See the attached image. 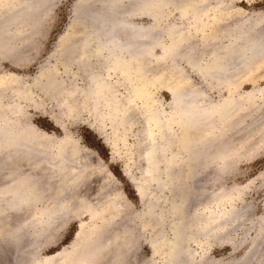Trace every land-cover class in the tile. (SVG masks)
<instances>
[{"label": "rangeland", "instance_id": "1", "mask_svg": "<svg viewBox=\"0 0 264 264\" xmlns=\"http://www.w3.org/2000/svg\"><path fill=\"white\" fill-rule=\"evenodd\" d=\"M5 1L0 0L1 3ZM24 1L26 5L34 3L32 19L28 21L26 13L18 12L17 1L11 0V12L14 14L11 13V21L8 24L6 20L4 23L0 20V105L2 103L3 108H11V119L27 123L37 130L31 136L34 146L41 139H45L48 140L47 145L70 143L90 154L92 172L89 183L108 191L100 196L104 200H94L93 205L100 211L105 206L104 203L109 202L116 195V191L119 192L117 199L113 198V203L118 205L119 213L127 220L124 217L114 219L112 216L113 222L116 220V231L121 228L140 238L132 251L134 263L143 264L149 259L159 261L158 257H151L147 241L150 237V204H153L152 209L156 215L164 214L169 200L172 199L176 205L182 202V193L186 189L187 199L184 205L194 210L192 217L196 225L201 224V215L206 213L237 210L235 219L228 220L220 232L203 235L199 228L196 231L194 229V236L186 246L187 259L193 262L202 261L201 264H264V224L260 221L264 218V50L251 60L250 65L240 66L242 63L237 61L235 63H239L236 65L238 67L234 64L236 69H229L230 75L238 70V75L235 73L238 81L233 79V83H237L234 86L211 82L200 73L202 65L209 60L212 52L217 48L220 51V47L222 49L230 43L229 33L234 27L242 30L248 25L246 22L253 21L264 33V0H204L202 5L205 9L201 14L195 15L184 9L185 5L181 3L179 4L182 9L178 8V1L173 2L176 6L164 7L160 11L162 17L157 25L160 33H155L156 29L154 30L161 44L153 47L152 58L162 56L163 45L169 41L166 28L173 26L181 36H190L185 41L187 48L182 51H194L192 55L195 54L197 61L195 68L191 67L183 52L175 56L173 61L166 58L158 63L145 60L150 71L141 87L143 96H136V80L119 83L121 80L118 74L109 69L104 70L98 63L99 59L91 57L90 62L93 65L98 63V66L94 65V69L98 67L100 76L108 84L115 86L114 97H109L105 102L93 97L87 98L88 79L78 62L73 60V47L69 45V38L72 35L75 37L74 33L77 35L81 28L73 17L74 11L82 7V0H45L42 3L38 0ZM99 5L97 0L89 2V8L92 9H97ZM119 5H125V1L121 0ZM129 18L134 24L146 26L151 23L150 15L144 13H133ZM214 19H219V23L213 24ZM212 25L219 26L221 32L218 31L219 27L216 32V27L213 28ZM2 30L6 31L2 33ZM71 31L74 33L71 34ZM213 31L217 33L218 39L209 43L210 45L203 42L202 36L207 32L215 33ZM61 36L63 40L60 39ZM244 67L247 68L244 70ZM174 69L181 73L180 78L175 81L184 82L183 86L186 88L197 89L201 93V102L215 104L235 97L238 101L236 123L233 125L236 128L231 126L232 130L229 127V137V131L226 134L230 138L235 131L234 139H227L225 135L223 137L224 143L231 146L230 155L223 161H216L215 167L210 164L199 169L191 181L186 179V166L181 160L159 162L149 155L156 146L164 156L169 155V148L171 151L176 150L174 141L178 137L179 129L169 120L170 93L161 84L164 80L168 82L170 71ZM155 74L163 80H155ZM46 87H51L52 90ZM17 91H25L27 99ZM124 107L127 108L126 117L122 114ZM152 111L159 114V126L150 120ZM39 136L43 138H38ZM168 142L171 143L169 148ZM45 149L46 152L41 155L49 157L53 154L52 146L51 150L48 147H43L42 150ZM20 153L23 155V152ZM33 153L34 151L27 153L25 157L28 159L23 157L26 161H22L26 164L18 159L19 170L30 164ZM8 166L11 164H5L6 168ZM16 168L14 165L7 168L13 171L11 178L14 172L16 174ZM5 172L0 170V184L4 179L7 182L8 177L4 178L5 175L1 174ZM24 207L20 206L16 211L10 209L6 219L0 214V264H11V260L16 259L11 249L10 236L12 232L19 236L25 233L22 228L14 230L21 221L30 217L29 208ZM178 216L177 211L169 225V218L165 215V236H172L171 227L177 222ZM87 221L88 215L83 213L56 223L50 235L53 242L44 245L38 257L42 259L51 256L62 248L69 249L78 243L79 227ZM98 229L100 224L95 221L85 224L81 232L88 235L90 230L94 232ZM113 255L114 250H110L100 261L102 264L108 263L114 259Z\"/></svg>", "mask_w": 264, "mask_h": 264}, {"label": "bare ground", "instance_id": "2", "mask_svg": "<svg viewBox=\"0 0 264 264\" xmlns=\"http://www.w3.org/2000/svg\"><path fill=\"white\" fill-rule=\"evenodd\" d=\"M16 1L18 12L26 13L28 21L32 19L34 15V9H32L34 3L26 5L24 0ZM32 1L35 2L36 0ZM38 1L42 3L45 0ZM97 1L100 2L97 9L89 8L90 0L80 1L82 7L74 11L73 20L77 21L81 28L80 30L78 29L79 31L77 30V35L76 32L71 31V34L74 33L75 37L71 36L73 40L69 38V43H71L69 45L73 47L72 58L78 62L86 75L85 77L88 79L86 93L88 99L93 97L105 102L109 97H114L115 86L108 84L105 78L100 76L101 74L97 70L98 67L96 70L94 69L98 63L104 67V70H112L114 74H118L121 80L119 83L136 80V96L137 94L143 96L144 91L141 87L150 71L149 64L147 65L145 60H152L158 63L165 58L172 60L183 52L188 63L191 67L195 68L194 64L197 61L195 60L196 57H194L195 54L192 55L194 51L192 53H190L192 49L182 51L183 48H187L185 41L190 36L187 38L181 36L176 27L168 26L166 28L165 32L168 34L169 41L163 45L164 51L161 57L152 58V49L154 46L161 44L160 38L155 33H160L157 30L159 27L157 25L162 17L160 11L164 7H171V5H175L174 1H178V4L185 5V8H183L192 11V14H201L203 9H205L204 5H202L204 4V0H124L125 5H119L121 0ZM47 5L49 6V4ZM177 7L181 8L180 4ZM11 13V0H6L4 3L0 2V20L3 23L6 20L5 22L9 24L11 15L13 14ZM133 13L150 15L151 23L146 26L132 23L129 16ZM218 21L219 19H214L213 24ZM252 22H246L248 25L242 30L237 26L231 30L229 33V37L231 36L230 43L222 49L220 47V51L217 48L212 52L209 60L201 67V76L219 84L224 83L233 86L237 84L236 82L233 83V79L238 75V70H236L237 73L235 72L237 75L235 73L230 75L228 73L229 69L232 67L236 69L238 67L236 65L239 64L235 63L237 61L242 63L240 66L250 65L251 60L264 50V33L257 26V23ZM72 26L73 28L75 27L74 25ZM215 27L216 32H221L222 29L220 30L219 26V29L217 26ZM155 29L156 32L154 33ZM5 31L2 30V33ZM216 32L213 34L205 33L202 36L203 42L206 41V44L215 42L218 39ZM62 38L63 36L60 37L61 40H63ZM64 46L66 48V45ZM91 57L99 59V62L97 61L98 63L94 64L95 66L90 62ZM246 68L244 67V70ZM180 74L178 69L170 71L168 82L162 81L163 79L159 78L158 74L153 76L155 80L161 79V84L169 89L171 98L169 120L178 126L179 133L174 141L176 146L175 151L170 150L171 143L168 142L167 147L170 151L168 156H164L158 146L154 147L149 155L154 161L159 162L166 160L178 162L181 160V163L186 166V179H190L191 181L192 176H195L194 174L199 169L205 168L210 164L215 167L216 164L214 163L216 161H223L230 155L231 150L229 147L231 148V146L224 143L225 138L223 139V137L224 135L226 137L228 135L229 137V133H231L229 130L236 123L238 101L235 97L224 99L222 102L215 104L201 102V93L197 89L193 87L186 88L183 86L184 82H179L180 85L177 80L175 81V79L180 78ZM47 80L51 82L49 78ZM50 84L52 85V83ZM47 89L52 90L51 87ZM17 92L27 99L25 91ZM0 106V170L3 172H5V169L8 170L4 174H1L5 175L4 178H9L6 179L7 182L4 179V181L2 180V184H0V214L3 215V219H6L7 212L10 209H15L16 211L20 206H25L30 211V217L21 221L14 229L17 231L22 228L25 233L19 236L16 232H12L11 236L9 235L12 241L11 249L14 251L16 259H19V261H16L14 258L15 261L11 260V264H98V261L103 259L104 255L110 250H114V259L112 258L108 263L104 260L105 263L103 264H135L132 251L140 238L136 234L129 233L121 228L116 231V220L113 222L114 219L125 218L123 214L119 213L117 209L118 205L113 203V198L117 199L119 192L116 191V195L107 202L109 203L108 205L103 201L105 206L102 210L97 211L93 205L95 203L94 200L100 201L102 198L100 197L101 194L104 192L108 193V191L100 187L91 186L89 183L90 172H92L89 164L90 154L70 143L60 142L54 143V145H47L48 140L45 139H41L34 146L31 142V136L37 130L28 126L27 123L23 124L11 119V108H3L4 105L2 103ZM120 109L122 110V105ZM126 112L127 108L124 107L122 111L123 117L127 116ZM150 120L156 126L161 124L159 114L156 111L151 112ZM234 127L236 128V126ZM28 130H31V132ZM227 131H229L228 134ZM234 134L230 138L233 137L234 139ZM228 137L227 139H230ZM38 138L43 137L39 136ZM51 146L54 149L52 150L53 154L49 151L51 156L41 155V153L46 152V149L42 150L43 147H48L51 150ZM33 151L36 153H33L31 158L29 157L30 164L25 166V168L22 166L23 169L19 170L17 167L18 159L21 161L25 160L24 158L28 159L25 156H27V153ZM20 152H23L24 156ZM22 162L25 163L24 161ZM5 164H11V166L14 165L15 168H18L16 174L15 172L13 173L12 178L11 173L14 171V168L12 167L13 171L7 169L11 166L6 168ZM2 167L3 169H1ZM39 167L44 169L42 170ZM38 168L40 172L37 171ZM183 191V195L181 194L182 202L176 205L172 199L169 200L164 214L156 215L152 209L153 204H150L148 215L150 220V237L147 241L151 257H158L159 261L149 259L145 263L143 262V264H201L202 261L193 262L187 259L188 257H185L186 250H188L186 247L187 243L193 238L196 229L199 228L200 233H203V235H209L213 232H220L228 220L235 219L237 210H221L214 214L206 213L204 216L201 215L202 222L200 225H196L192 217L194 210L184 205L187 199V190L184 189ZM102 199L104 200L105 198ZM217 199L219 200V197ZM177 211L179 213L177 222L171 227L173 234L167 237L163 232L164 217L166 215L169 218L168 222L170 225ZM83 213L88 215V221L85 224H91L96 221L99 222L100 229L94 232L90 230L87 235L81 232L85 227V224L82 223L77 235V237H80L78 243L72 245L69 249L62 248L51 256L39 258L38 253L43 246L53 242L50 235L54 227H56V223L63 222L70 216L75 217ZM112 216L115 218L113 219ZM260 221L264 224V218ZM7 223L5 222L4 224L6 225ZM97 259L98 261H96ZM100 264H102V261H100Z\"/></svg>", "mask_w": 264, "mask_h": 264}]
</instances>
